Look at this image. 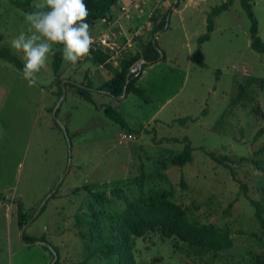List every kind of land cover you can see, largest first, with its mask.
I'll list each match as a JSON object with an SVG mask.
<instances>
[{"label": "rangeland", "instance_id": "374dc122", "mask_svg": "<svg viewBox=\"0 0 264 264\" xmlns=\"http://www.w3.org/2000/svg\"><path fill=\"white\" fill-rule=\"evenodd\" d=\"M228 1L142 0L150 20L163 21L171 12L169 26L157 40L165 59L154 64L139 85L149 102L133 93L112 99L94 92L99 106L110 104L119 111L127 125L122 127L69 87L57 115L68 142L51 112L59 101L62 78V73L53 72V55L32 86L13 61L23 66L10 42L27 31L24 13L32 11V1L23 10L0 0V195L21 199L31 218L64 177L56 197L26 230L27 236L45 238L58 248L60 264H119L117 256L90 255L114 242L126 198L139 205L153 200L179 205L191 222L228 230L233 241L229 250L214 251L164 235L159 228L137 239L135 264H264V231L254 206L230 171L207 154L230 157L247 195L264 206V53L251 47V20L240 0L214 17L208 32V17ZM249 2L264 42V0ZM206 34L209 39L200 43ZM153 38L149 31L145 41L138 42L132 33L129 39L138 42L136 49L119 48L111 61H117L119 70L127 59L137 67L143 60L141 50ZM197 50L205 67L195 59ZM95 57L89 59L97 64ZM67 64L63 62V68ZM106 74L96 73L103 80H93V85ZM125 131L136 139L119 149ZM184 142L191 144L193 160L178 167L173 159L183 153ZM141 174L143 192L137 185ZM92 190L104 194L108 203L94 201ZM8 206L0 203V264H51L54 257L43 246L23 242L15 211ZM94 211L101 220L98 242L89 234Z\"/></svg>", "mask_w": 264, "mask_h": 264}, {"label": "trees", "instance_id": "16d2710c", "mask_svg": "<svg viewBox=\"0 0 264 264\" xmlns=\"http://www.w3.org/2000/svg\"><path fill=\"white\" fill-rule=\"evenodd\" d=\"M12 4L15 6L25 10L29 6L32 0H10ZM120 0H84L87 5L89 15L87 17V23L90 25L98 20L104 19L108 13L112 11V8L117 5ZM233 0H229L228 2L222 4L221 6L215 8L211 15L208 17V32H212L213 29V18L220 15L221 13L227 11L231 6ZM242 3V7L247 13L249 19L251 20V47L254 51L259 53H264V42L259 37L258 31V22L254 16L253 7L250 4L249 0H240ZM167 22V17L163 19L159 24L155 22L157 26H154L153 35H155L158 31H164V27ZM209 39V35H204L199 42H205ZM158 41L156 44L153 43V40L141 50L140 58L146 61L142 65L141 69H137L132 71L133 69V62L131 60L121 61L120 63V70L114 69L113 70V77L103 86L96 88L91 83H81L84 87L76 86L70 82H66V88H73L76 94L83 100H86L92 103L97 110L103 109L104 114L113 122L121 125L122 127H126V122L124 118L121 116L119 111L115 109L112 105H102L99 106L92 97V93H98L101 95H106L112 99H119L123 93L125 86L127 85V96L131 93L135 94L144 102H148L150 97L143 90L141 87L138 86V81L141 78L142 71L151 65L158 63L160 57V48H157ZM62 47V46H57ZM159 47V46H158ZM96 55V63H105L108 57L106 54L100 52L99 50H92L91 55ZM195 59L197 63L201 67H205L203 57L199 50L195 51L194 53ZM165 59V54L164 58ZM16 65L23 70V66L21 63L14 59ZM162 61V60H161ZM62 57L60 51H56L53 55V63L52 68L54 74L57 76L60 71V67L62 65ZM16 66V67H17ZM218 75V74H217ZM65 79L59 80V85L61 91L59 93V99L63 94V81ZM70 80V79H68ZM55 107H53L52 111ZM59 111V109H58ZM57 111V115H58ZM56 125L59 124L56 122ZM184 124L185 122H181ZM60 127V126H59ZM154 138V142H155ZM163 142H177V139L174 138H163ZM179 142V141H178ZM185 148L181 155L176 156L173 159V164L178 167H183L192 162V152L193 148L190 143L184 142ZM209 157L215 161L216 163L220 164L221 166L228 169L234 179L235 182L239 183L240 188L244 191L245 197L249 199L251 204L255 208V217L258 221L261 229L264 231V206L261 202L250 198L247 195V187L244 185L236 175V172L231 167V163L234 161L228 156H216L213 153L207 152ZM183 185L185 187L184 181ZM63 183V182H62ZM60 184L57 191L51 196V198L56 197L58 194ZM145 184V175L141 174L137 179L138 189L143 192ZM90 196L93 198L94 201H97L101 205H105L108 203V198L99 192L90 191ZM121 197V195H120ZM7 198L0 195V201H5ZM14 203L18 206V221L20 229L23 227L24 224L28 223L31 219L29 218L25 205L21 199H13ZM127 207L125 211L119 216L116 226H115V236L113 243H106L104 246L99 247L93 252L90 257L95 256L96 254H100L105 258H110L112 256H117L119 259V264H135L134 261V249L137 244V239L144 237L145 234L149 232H154L157 229L163 230L164 235L167 236H177L184 242L188 243L191 246H198L203 248H209L214 251H225L229 250L233 246V241L231 238V233L228 230L218 229L214 225H206V224H198L191 222L189 216L185 209L181 206L169 203L163 200H153L142 205L129 203L127 198ZM48 203V202H47ZM46 203V205H47ZM46 205L42 209L39 216L44 212L46 209ZM233 204H230L229 207H232ZM38 216V217H39ZM90 231L89 234L92 236L91 240L93 242H98L99 239L95 237V235L100 233L101 228V220L100 216L97 212H93V220L89 223ZM45 241V238L37 239L32 238L26 235V231L23 236L24 243H34L35 241ZM47 251L50 250L44 247ZM59 254L60 260V251L58 248L54 247ZM51 253V252H50ZM52 254V253H51ZM89 259V257H88ZM59 260L56 264H60ZM87 261V260H86Z\"/></svg>", "mask_w": 264, "mask_h": 264}, {"label": "clouds", "instance_id": "9594fccd", "mask_svg": "<svg viewBox=\"0 0 264 264\" xmlns=\"http://www.w3.org/2000/svg\"><path fill=\"white\" fill-rule=\"evenodd\" d=\"M30 7L32 11L24 13L27 31L14 37L10 47L21 55L23 78L32 86L56 51L74 65L89 54L92 37L84 0H32Z\"/></svg>", "mask_w": 264, "mask_h": 264}, {"label": "crops", "instance_id": "0c3cea01", "mask_svg": "<svg viewBox=\"0 0 264 264\" xmlns=\"http://www.w3.org/2000/svg\"><path fill=\"white\" fill-rule=\"evenodd\" d=\"M132 1L133 0H120L117 3V5L112 8V11L106 15V17L104 19L98 20V21L90 24V35L92 37V42L98 41L100 38H103V37H108L111 39L117 38L119 35H123V36H125L124 37L125 39L126 38L128 39L129 36H132V33L136 36V40L138 42H140L141 40L145 41V37L148 35V32L154 30V26H155L154 22H156V20L155 19L150 20V13L146 10L143 11V8H141V9L132 8L130 10L128 16L124 15L123 8H129ZM160 22H161V20H158V22H156V23L159 24ZM124 38L121 39L123 44L125 43ZM138 42L136 44H134L133 47L124 48V49L130 50V51L134 48L136 49V45L138 44ZM117 49H119V48L112 50V49H109V48L99 44L98 50L100 52L106 54V56L108 57V59L106 60L105 63L95 64L94 61L92 60V58L89 59V57L92 56L91 53H90V55L85 56V58L83 60H78V62L74 65L68 63L65 66V68H63V62H64L63 61L62 65L60 67V71H59V74L62 73L61 79H70V80L78 82L80 84L81 83L93 84L94 83L93 80H103L102 78H98L96 73L105 72L107 74H106V78L104 77L105 78L104 81H100V83H96V85H94L96 88L103 86L109 80H111L113 77L112 67L114 69H118L117 66H115L117 64V61H115V62L111 61L112 59L115 58V55L117 56V54H119ZM110 63H112L113 66H111ZM91 66H96V70L91 71ZM153 70H154V65H151V66L146 67L142 71L141 78L138 81V86L141 85L144 74L147 73V71H153ZM144 88L148 91V89H147L148 87H144ZM73 93H74V95H77L75 91ZM93 93H92V97L94 99ZM84 101H86V100H84ZM145 103H147V102H145ZM97 111L104 112L103 109H100ZM141 146H142V151H141V157H142L144 146L143 145H141ZM73 190H69L68 193H72ZM92 191L95 192L97 190H92ZM68 193H66L65 195H67ZM12 200L13 199L7 197V200L0 201V203L8 204L9 208L14 209L15 216L17 217L16 219L18 221V206ZM39 202L40 201L35 202L33 208H35V206L37 204H39ZM24 205H25V203H24ZM79 207H80L79 205L76 207V213L79 212ZM25 209H26L27 214L29 215L30 208H28L25 205ZM18 227H19V221H18ZM61 257H62V254H61Z\"/></svg>", "mask_w": 264, "mask_h": 264}, {"label": "water", "instance_id": "95a60500", "mask_svg": "<svg viewBox=\"0 0 264 264\" xmlns=\"http://www.w3.org/2000/svg\"><path fill=\"white\" fill-rule=\"evenodd\" d=\"M179 0H176V3H178ZM170 16H171V12L168 14L167 16V22H166V25L164 27V30H166L169 26V22H170ZM163 31H158L155 33L154 35V38H153V43L156 44L157 43V40H158V37L160 36V34L162 33ZM157 48H159L157 46ZM160 52V57H159V60H163L164 58V53L159 50ZM146 63L145 60H141V62L139 63V65L135 68L132 69V71L134 70H137V69H141L142 68V65ZM66 82H70L76 86H79V87H84L82 84L78 83V82H75V81H72V80H68V79H65L63 81V94L62 96L60 97L59 101L57 102L53 112H52V116L54 118V120H56V122L59 124V126L61 127L63 133H64V136L66 137L67 141L69 142V138H68V133H67V130L66 128L57 120V111L59 109V107L61 106L62 102L65 100L66 98V95H67V88L65 86V83ZM127 97V85L125 86V89H124V93L123 95L120 97V99H125ZM70 166V164H69ZM69 166H68V170H69ZM64 176V175H63ZM63 179L64 177H62L60 179V181L57 183V185L55 186L54 190L52 192H50L46 198L42 201V203L40 204L37 212L35 213V215L32 217V219L23 225V227L21 228V238L23 240V236H24V233L25 231L27 230L28 226L37 218V216L41 213L42 209L44 208V206L46 205V203L48 202V200L51 198V196L57 191V189L59 188L60 184L63 182ZM27 246H34V245H41L43 247H46L50 250V252L52 253L54 259L53 261L51 262V264H56V262L59 260V254L58 252L56 251V249L54 248V246L52 244H50L49 242H45V241H35L34 243H25Z\"/></svg>", "mask_w": 264, "mask_h": 264}, {"label": "built area", "instance_id": "2783aa9c", "mask_svg": "<svg viewBox=\"0 0 264 264\" xmlns=\"http://www.w3.org/2000/svg\"><path fill=\"white\" fill-rule=\"evenodd\" d=\"M142 0H133L131 2V5L129 8H123V11H124V15H127L129 14L130 10L132 8H135V9H140L141 8V3ZM125 36L123 35H119L117 38H108V37H103V38H100L98 41H93L92 44L90 45V51H89V54L85 55V56H88L90 55L91 51L92 50H98L99 49V44L102 45V46H105L109 49H116V48H131L133 47L134 43L131 39H125L124 38ZM124 38V41L125 43L123 44L121 39ZM84 57H81L79 60H83ZM136 138H135V135L131 132H128V131H125L121 134V139H120V142H119V149L123 148L124 145L127 143V142H132L134 141Z\"/></svg>", "mask_w": 264, "mask_h": 264}]
</instances>
